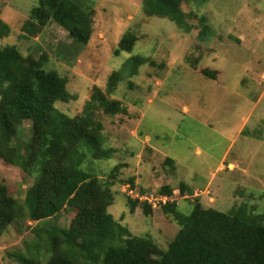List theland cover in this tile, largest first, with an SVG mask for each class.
<instances>
[{"label": "rangeland", "instance_id": "1", "mask_svg": "<svg viewBox=\"0 0 264 264\" xmlns=\"http://www.w3.org/2000/svg\"><path fill=\"white\" fill-rule=\"evenodd\" d=\"M37 2L0 0V20L10 28L0 48L13 46L34 59L45 56L47 69L67 79L76 100L56 103L61 113L79 115L94 88L106 94L112 72L133 56L146 59L131 77L127 68L108 96L122 112L113 117L96 112L105 146L115 150L111 159L88 158L84 166L105 179L120 164L107 208L116 222L166 250L177 224L158 207L145 214L138 204L131 213L128 201L139 189L151 194L164 185L173 188L170 199L181 215L197 203L222 213L245 205L253 214H264V0H186L181 9L189 14V33L146 17L142 0H97L91 38L80 50L54 23L25 34ZM126 31L137 42L131 53L116 56ZM30 134L31 123L25 121L14 143L26 142ZM165 157L174 160V169L164 165ZM129 180L134 190L124 186ZM32 184V176L0 159V185L20 205ZM75 215L63 210L38 223L26 217L15 221L0 236V264H25L23 258L46 264V240L67 231Z\"/></svg>", "mask_w": 264, "mask_h": 264}, {"label": "trees", "instance_id": "2", "mask_svg": "<svg viewBox=\"0 0 264 264\" xmlns=\"http://www.w3.org/2000/svg\"><path fill=\"white\" fill-rule=\"evenodd\" d=\"M95 1L38 0L23 30L31 34L36 26L54 23L80 50L92 35ZM185 1L142 0V12L189 33V14L181 9ZM208 28L203 29V35ZM9 34L10 28L0 20V38ZM136 42V35L126 31L115 55L131 53ZM143 61L146 59L138 56L129 58L125 67L111 73L106 94L94 88L81 113L69 117L55 104L74 101L76 96L68 92L65 77L47 69V58L24 57L13 46L0 48V159L33 177L23 205L0 185V236L19 219L26 217L38 223L68 210L76 211V215L67 231L54 233L46 240L50 253L46 264H264V214H253L245 205L222 213L203 209L197 203L188 215H181L174 200L159 204L156 207L179 227L164 251L149 238L132 236L107 213L113 202L111 187L121 166H114L105 179L84 167L88 158L106 161L115 152L105 146L96 112L100 110L110 117L122 112L119 102L108 96L122 73L130 68L128 76L135 75ZM201 74L215 79L209 71L202 70ZM25 121L31 123L30 137L26 142L14 143ZM164 163L175 167L169 157ZM124 186L134 190L132 180ZM181 187V192L187 188ZM137 194L172 198L173 188L164 185L151 194L139 189ZM128 201L131 213L138 204L145 214L151 213L148 200ZM22 262L35 263L31 258H23Z\"/></svg>", "mask_w": 264, "mask_h": 264}, {"label": "built area", "instance_id": "3", "mask_svg": "<svg viewBox=\"0 0 264 264\" xmlns=\"http://www.w3.org/2000/svg\"><path fill=\"white\" fill-rule=\"evenodd\" d=\"M136 195H137L136 198H140V200H146V201L148 200V202L150 204H152V206H151L152 208L159 206V204H165V203L171 201V199L168 197H162V198L158 197L159 199H157V198H154L152 196L148 197V196H140L139 194H136Z\"/></svg>", "mask_w": 264, "mask_h": 264}, {"label": "crops", "instance_id": "4", "mask_svg": "<svg viewBox=\"0 0 264 264\" xmlns=\"http://www.w3.org/2000/svg\"><path fill=\"white\" fill-rule=\"evenodd\" d=\"M262 96L264 97V93H263ZM259 100H260V99H259ZM259 100H258V101H259ZM258 101H257V102H258ZM260 101H261V100H260ZM263 101H264V100H263ZM241 121L243 122V121H245V119L242 118ZM239 129H241V126H240ZM239 129H238V130H235V133L237 132V133L239 134V135H237V136H241V135H242V134H241V130H239Z\"/></svg>", "mask_w": 264, "mask_h": 264}]
</instances>
